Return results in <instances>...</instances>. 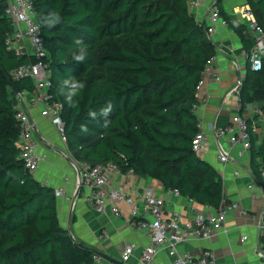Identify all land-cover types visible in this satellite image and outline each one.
Here are the masks:
<instances>
[{
	"label": "trees",
	"instance_id": "trees-1",
	"mask_svg": "<svg viewBox=\"0 0 264 264\" xmlns=\"http://www.w3.org/2000/svg\"><path fill=\"white\" fill-rule=\"evenodd\" d=\"M220 1L222 16L249 53L253 40L244 34L246 24L231 18ZM246 1L264 24V0ZM33 2L52 70L49 93L63 105L73 157L89 166L112 162L219 209L222 174L192 145L199 131L196 86L216 45L191 12L190 0ZM4 10L0 0V264H98L91 247L61 223L55 189L35 178L20 156L16 91L30 92L34 82L14 79L12 70L35 57L8 50L13 25ZM53 11L61 19L50 25L46 20ZM82 49L86 58L77 62L74 56ZM69 79L85 84L74 107L59 93ZM256 99L264 101V60L260 70L249 67L240 88L242 107ZM109 102L113 110L105 118L100 113ZM251 150L253 174L264 186V141L255 146L252 136Z\"/></svg>",
	"mask_w": 264,
	"mask_h": 264
},
{
	"label": "crops",
	"instance_id": "crops-1",
	"mask_svg": "<svg viewBox=\"0 0 264 264\" xmlns=\"http://www.w3.org/2000/svg\"><path fill=\"white\" fill-rule=\"evenodd\" d=\"M211 1L218 2L201 0L199 4L190 5L193 15L205 25L208 24ZM244 5H249L246 0L220 1V6L228 15L242 23L245 22L237 11ZM221 17L223 20L224 17ZM244 34L253 40L252 33L247 28ZM210 38L218 49L214 64L221 79L207 77L204 90L208 97L207 102L195 108L199 129L206 134V146L198 154L211 162L222 174L225 192L222 204L237 201L239 208L228 212L225 229L209 239L193 238L185 241L179 249L181 253L187 251L193 254H200L202 249H209L213 252L217 264H264V256L259 254V250L264 253V186L253 174L252 150H243L240 153L242 146L239 144L233 149L234 157L228 162H222L217 155L214 132V127L226 126L231 122L233 115L242 114L248 119H253L251 124L253 142L255 146L261 145L264 141V101L253 100L242 107L240 90L232 91L240 79L245 80L251 67L241 36L228 22H221ZM31 97L32 93L27 94L19 105L29 110L36 125L37 152L42 158L33 175L43 184L54 189L64 188L67 194L75 197L73 201L67 199L65 195H57L61 223L69 229L76 240L103 251L123 264H143L140 255L150 244V238L144 230L138 228L130 206L126 202H120L118 205L122 213L118 217L113 214L111 208H107L105 212L96 209L88 197L89 190L78 183L80 170L70 159L67 143L61 139L51 120L41 114L42 105L30 104ZM256 101H259L258 106L254 104ZM225 144L229 145L227 141ZM262 167L264 176V166ZM236 170L239 173H236ZM111 176V185L123 186L132 197L147 186L153 187L157 195L165 198L168 213L178 211L190 216L194 212V207L211 213L217 210L209 205L191 202L188 197L177 194L173 189L166 190L158 180L132 171H123L118 167L112 171ZM112 205L116 203L113 202ZM244 236L247 238L243 239ZM128 241L135 242L136 248L133 255L128 260H124L123 247ZM103 262L114 264L101 257L98 264ZM171 263V257L163 250L151 264Z\"/></svg>",
	"mask_w": 264,
	"mask_h": 264
},
{
	"label": "built area",
	"instance_id": "built-area-1",
	"mask_svg": "<svg viewBox=\"0 0 264 264\" xmlns=\"http://www.w3.org/2000/svg\"><path fill=\"white\" fill-rule=\"evenodd\" d=\"M2 1L5 2V14L11 19L13 25L12 32L6 37L8 50L18 55L28 54L30 57H35L34 60L30 59L12 70L14 79L30 77L34 82L32 91L18 92L19 102L23 101L27 94L32 93L30 104L32 106L42 105L41 114L51 120L61 139L67 142L65 121L61 116L63 105L49 93L52 70L47 59L49 54L41 33V24L36 19L35 4L33 0ZM200 2L201 0H190L191 5ZM237 12L240 13L247 29L253 36V46L248 53L251 68L255 71L260 70L264 60V24L258 21L250 5L242 6ZM221 16L219 7L214 1H211L209 20L206 25L209 37L216 31L221 22L227 23L225 19L221 20ZM217 50L216 47V53L207 59L201 79L196 86L198 97L195 108L207 102L208 97L204 91L207 77L210 76L215 80L221 79V75L214 64L217 58ZM242 84L243 81L240 79L232 91L239 92ZM258 112L262 113L261 110ZM17 117L20 126L18 138L20 156L28 170L34 173L42 158L37 152L36 125L26 107L18 105ZM214 132L217 155L222 162H228L234 157L233 149L235 146L239 144L242 146L240 153L252 147L251 126L248 118L242 114L233 115L231 122L226 126L214 127ZM225 141L229 145H226ZM192 145L197 153L205 148L206 134L203 130L199 129L195 134ZM69 155L80 170L78 183L89 190L88 197L98 211L105 212L107 208H111L113 214L118 217L122 213L118 205L120 202H126L130 206L138 228L144 230L150 238V244L143 249L140 255L143 264L153 263L157 255L163 250L171 257V264H217L213 252L209 249H202L200 254H193L187 251L181 253L179 247L183 242L193 238L198 240L209 239L220 230L225 229L228 212L231 209L239 208L237 201L223 203L215 213L204 212L196 207L193 208L194 212L190 216L178 211L168 213L165 198L157 195L151 186L145 187L143 191H138L135 197L130 196L123 186L113 187L111 185L112 171L118 168L114 163L89 166L86 163L78 162L71 151ZM236 173L239 171L236 170ZM173 190L180 194L178 189ZM55 194L56 196L65 195L69 200L74 201L75 199L72 194H67L64 188H56ZM188 199L194 202L193 198ZM113 202L116 205H112ZM245 238L247 236L243 237V239ZM135 248V242H126L122 252L123 259L128 260L133 255ZM259 254L264 256L262 250H259ZM94 258L99 263L101 257L94 254Z\"/></svg>",
	"mask_w": 264,
	"mask_h": 264
},
{
	"label": "clouds",
	"instance_id": "clouds-1",
	"mask_svg": "<svg viewBox=\"0 0 264 264\" xmlns=\"http://www.w3.org/2000/svg\"><path fill=\"white\" fill-rule=\"evenodd\" d=\"M60 19L61 18L59 14L53 11L48 14L46 22L49 23L50 25H55L56 23L60 22ZM76 43L80 44L81 41L77 40ZM85 58H86V52L83 49L80 51L78 55L74 56V59L77 62H83ZM84 87H85V84L80 81H77L74 79L64 80L62 82V86L59 88V93L65 97L66 102L70 106L74 107L75 105L73 104V98L76 97L79 94L80 90H82ZM112 110H113V105L111 102H109L105 107L101 109L100 114L103 117L107 118L109 114L112 112ZM89 116L95 119L97 114L96 112L92 111V112H89ZM108 123L109 121L105 119L103 127H107ZM81 131L86 132L87 126L81 125Z\"/></svg>",
	"mask_w": 264,
	"mask_h": 264
},
{
	"label": "water",
	"instance_id": "water-1",
	"mask_svg": "<svg viewBox=\"0 0 264 264\" xmlns=\"http://www.w3.org/2000/svg\"><path fill=\"white\" fill-rule=\"evenodd\" d=\"M217 1H219V0H217ZM11 84L14 85L13 81L11 82ZM16 92L18 93L19 91L17 90ZM70 159L73 160L72 157H71ZM79 176H80V175H79ZM79 185L81 186V184H79ZM91 250H92L95 254L99 255V256L102 257V258H104L106 261H110V262H112V263H114V264H123V263L120 262L118 259H116V258H114V257H112V256H110V255H108V254H106V253H104V252L101 251V250H98V249H96V248H92V247H91Z\"/></svg>",
	"mask_w": 264,
	"mask_h": 264
},
{
	"label": "rangeland",
	"instance_id": "rangeland-1",
	"mask_svg": "<svg viewBox=\"0 0 264 264\" xmlns=\"http://www.w3.org/2000/svg\"><path fill=\"white\" fill-rule=\"evenodd\" d=\"M257 100V99H256ZM254 104L256 105V106H258V104H259V101H256V102H254Z\"/></svg>",
	"mask_w": 264,
	"mask_h": 264
}]
</instances>
